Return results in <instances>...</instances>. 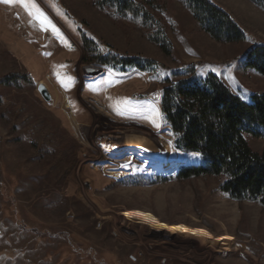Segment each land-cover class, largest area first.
<instances>
[{"label": "rangeland", "instance_id": "rangeland-1", "mask_svg": "<svg viewBox=\"0 0 264 264\" xmlns=\"http://www.w3.org/2000/svg\"><path fill=\"white\" fill-rule=\"evenodd\" d=\"M210 1L234 19L246 40L218 44L179 3L160 1L164 5L151 14L161 21L172 46L166 57L125 20H110L89 0H0V104L22 106L59 129L75 158L74 168L66 172L50 144L37 143L47 149L41 154L30 147L35 133L21 126L19 112L11 134L0 124V264H264L249 249L252 243L264 251V211L252 203L238 206L216 191L214 179L134 187L126 180L115 184L120 181L102 173L104 168L143 165L130 154L134 133L163 162L177 164L170 174L163 173L169 169L163 166L133 176L169 177L199 163L195 155L176 152L160 132L158 98L165 78L174 75L177 81L192 67L193 80L213 74L246 103L264 91V78L240 71L252 44H264V13L246 0ZM40 11L55 24L53 38L32 24ZM82 35L102 56L149 59L160 68L151 74H121L87 63ZM55 41L59 49L40 48ZM60 43L69 50L60 52ZM15 67L23 68L29 82H16L4 96L2 79ZM86 67L102 73L89 78ZM87 79H95L94 93L85 89ZM38 85L45 87L50 102L42 99ZM64 100L77 130L66 116ZM247 140L253 151L264 150V140Z\"/></svg>", "mask_w": 264, "mask_h": 264}, {"label": "trees", "instance_id": "trees-1", "mask_svg": "<svg viewBox=\"0 0 264 264\" xmlns=\"http://www.w3.org/2000/svg\"><path fill=\"white\" fill-rule=\"evenodd\" d=\"M160 1L179 3L191 15L198 29L218 44L234 45L246 40L244 31L234 19L210 0H89L91 6L105 17L114 22L125 20L130 28L138 30L148 42L170 57L172 46L164 27L151 14V11L160 10L164 5ZM246 1L264 13V0ZM81 41L85 52L83 60L94 62L112 72L122 74L131 70L151 74L160 68L149 59L102 56L84 35ZM13 59L10 62L17 66ZM16 69L2 79L1 85L6 88L4 96L12 91L11 87L16 82H29L23 68ZM185 70L188 76L173 81V78H177L173 75L162 81L158 98L160 132L171 140L176 152L183 156L195 155L199 163L180 167L169 177L147 179L131 176L115 184L129 181L134 187H153L167 182L193 184L198 179L212 178L217 182L216 191L238 206L252 203L264 211V150L260 153L253 151L247 140V137L264 140V91L251 95L250 101L246 103L234 95L217 76L208 74L204 79L195 81L191 77L193 68L187 67ZM240 71H251L264 78V44H252L245 54ZM18 112L21 114V126H27L35 133V142L29 146H35L41 154L46 153L47 149L38 148L37 143L50 144L59 151L57 160L63 169L66 172L72 170L75 158L67 137L58 134L59 129L44 124V120H38L28 109L22 106L18 110L9 109L0 104V124L11 134L16 129L12 121ZM46 170L44 165L42 171ZM249 249L264 260L261 247L249 243Z\"/></svg>", "mask_w": 264, "mask_h": 264}, {"label": "bare ground", "instance_id": "bare-ground-1", "mask_svg": "<svg viewBox=\"0 0 264 264\" xmlns=\"http://www.w3.org/2000/svg\"><path fill=\"white\" fill-rule=\"evenodd\" d=\"M31 21H32L33 26L37 29H40V30H45L46 28L51 26V22H49V20L47 18H45L40 12L34 14ZM63 108L65 110L66 116H67L72 128L74 130H77L78 125H77L76 121L74 120L73 115L67 111V109H68L67 100H64ZM130 135H131V139H132L131 144H129V145H131V148H130L131 153L130 154L131 155L133 154V156L135 155L136 157L141 158L143 160V165L142 166H135L134 168H129L130 166L129 167H120V168H112V167L104 168L102 170L103 175L110 177L114 181H121V180H124L126 177L133 176V175H136L137 173H140L144 169H154V168L159 169V168L165 166V167H169V169L167 168L168 170L163 171V173L170 174L171 172L174 171V167L177 163L163 162V160L159 157V154L156 152L155 149L152 148V146H150V144L148 142H145L147 145L142 143L144 141L141 140L135 133L130 134ZM126 148H128V147H126Z\"/></svg>", "mask_w": 264, "mask_h": 264}, {"label": "crops", "instance_id": "crops-1", "mask_svg": "<svg viewBox=\"0 0 264 264\" xmlns=\"http://www.w3.org/2000/svg\"><path fill=\"white\" fill-rule=\"evenodd\" d=\"M39 13V12H38ZM40 13L45 17V18H47L48 20H49V22H51V26H49L48 28H46L45 30H40V29H37L36 28V30H37V32L39 31V32H48L49 34L51 33V28L55 25L54 24V22H53V20L52 19H50L48 16H47V14H45L44 12H42V11H40ZM51 35V34H50ZM51 37L53 38V36L51 35ZM66 37V36H65ZM67 38V37H66ZM47 44L48 43H46V44H44V45H42V46H40V48H42L43 50H45V51H47L49 48H55L56 46H57V42L55 41V43H51V47H47ZM60 44H62V43H60ZM57 48L59 49V45L57 46ZM61 48V47H60ZM66 50H69V49H66V47H64V45L62 44V48L60 49V52H62V53H64V52H66ZM59 51V50H58ZM58 51H57V53H58ZM55 53V52H54ZM87 81L89 82V84L87 85V88H85L86 90H88V91H91V90H93L91 93H94L95 91H97L96 90V87H95V85H96V82H95V79H87ZM66 89H68L69 91H71L72 90V88L70 89L69 87L68 88H66ZM84 88H83V90H85Z\"/></svg>", "mask_w": 264, "mask_h": 264}, {"label": "water", "instance_id": "water-1", "mask_svg": "<svg viewBox=\"0 0 264 264\" xmlns=\"http://www.w3.org/2000/svg\"><path fill=\"white\" fill-rule=\"evenodd\" d=\"M101 73H102V70L98 68H92V67L84 68V74L89 78L97 77ZM37 90L45 102L51 101V97L43 85H38Z\"/></svg>", "mask_w": 264, "mask_h": 264}]
</instances>
